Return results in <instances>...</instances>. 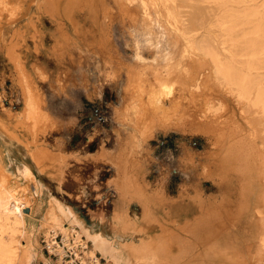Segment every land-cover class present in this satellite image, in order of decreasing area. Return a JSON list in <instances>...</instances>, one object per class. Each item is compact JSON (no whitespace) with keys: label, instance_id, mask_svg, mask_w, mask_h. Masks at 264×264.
<instances>
[{"label":"rangeland","instance_id":"374dc122","mask_svg":"<svg viewBox=\"0 0 264 264\" xmlns=\"http://www.w3.org/2000/svg\"><path fill=\"white\" fill-rule=\"evenodd\" d=\"M73 1L72 21L65 15L39 21L32 14L0 36V181L5 174L12 188H21L29 165L39 185L24 232L8 239L33 243L39 254L34 264H88L65 248L61 234L48 232L45 218L57 198L90 230L118 239L113 221L119 194L111 181L120 162L129 163L133 182L147 193L157 190L176 207L198 210L203 201L206 212L215 210V235L182 264H264V112L255 95L241 98L217 71V59L232 62L235 73L254 63L264 87V55L254 58L243 42V32L254 25L231 34L218 27L225 12L216 0H121L123 7L114 0ZM234 1L241 14L264 10V0ZM28 24L39 26L30 31ZM23 140L33 148L25 149ZM158 141L179 150V173L164 169ZM88 154L94 157L89 170L79 159ZM223 158L228 170L218 172ZM140 205L126 207L133 223L142 221ZM199 212L180 216L173 228L179 237L188 233L189 244L194 239L187 228ZM156 225L148 236L160 235ZM143 237L129 234L124 241Z\"/></svg>","mask_w":264,"mask_h":264},{"label":"bare ground","instance_id":"6f19581e","mask_svg":"<svg viewBox=\"0 0 264 264\" xmlns=\"http://www.w3.org/2000/svg\"><path fill=\"white\" fill-rule=\"evenodd\" d=\"M64 1L63 0H0V36L2 37V40L5 39L6 35L9 34V32L13 28H16V26L19 23H21V21L24 18H28V16L32 14H35V16H37L39 21L42 19L44 15L46 17H49L50 19H52V17H55L57 15H65L67 16L68 19L72 21L75 10L74 8H76V1L69 0L66 3ZM216 1L221 5V7L224 9L225 12V14L220 17L217 26L225 30H229L231 34L238 27L254 25V30L249 33L251 34L250 37H248L249 34L243 32L244 33L243 42H245L249 50H251V56H253L254 58H259L260 56H263L264 55V10L262 9L251 10L247 8L244 11V13L241 14L240 12L241 10L236 9L235 6L233 5L234 3H236L234 0L232 1L216 0ZM101 2L103 3L104 1L102 0ZM102 3L101 4L98 3V4L102 5ZM114 3L119 4L120 6L122 3L125 2L121 0H114ZM107 8H105L104 10H106ZM110 8L112 9V7ZM122 9L124 10V8ZM96 10H98V8H96ZM96 10L95 13L97 14ZM107 10L109 11V9ZM188 13L191 14V12ZM35 16L33 17L35 18ZM135 17L136 16H134V18ZM135 22H136V18H135ZM188 22L190 24V22L192 23L193 21H188ZM108 24L109 23H107V25ZM38 26H39L38 24H34V26L33 24L31 25L28 24L26 26V29L31 31L33 27L37 29ZM72 26L78 29V25L75 23V21ZM196 27L193 29L195 30ZM22 29L23 27L18 28V30L15 33L18 34ZM205 51H207V53H209L215 58V54L212 50H205ZM19 59L20 58L18 57V60ZM217 62H218V70H217L218 74H220L229 84H231L236 88L241 98L249 99L252 95H255L254 104L260 107L264 112L263 83L262 81L258 80V78H255L256 76L253 73V71L256 70L255 68L256 65L254 63H251L250 65L247 66L246 71L239 70L237 73H235V65L232 62L225 63L221 61V59H217ZM0 133L2 135L5 134L4 131H2V126L0 127ZM9 136L16 137V135L14 134H10ZM40 157L44 161L47 160V159L45 160L46 157L43 155H40ZM121 159H124V157L122 158L120 156V160ZM224 159L226 158L220 159L219 162L217 163L220 166L219 168H221V170L219 169L220 171L218 172L221 171L224 172L227 169L226 168L228 166L226 162L227 160L225 161ZM118 160H114V161H118ZM123 163H125V161H123ZM128 164H126V166H123L122 164H120V162L117 163L116 166L118 167V169L116 170H118L117 171L118 177L117 179L114 178L112 181L110 180L111 185H113L112 187L119 194V202L117 201L119 204L117 203V207L114 212V221H113V226H114L113 228L116 229L117 234H119L118 239L114 237L111 238L109 236H106L104 233L100 231L90 230L78 218L77 214L73 211L71 207L66 206L57 198H53L51 200L52 204L50 206L48 216L45 218L46 220L45 225H47L50 229L48 232H50L52 235H56L57 233L61 234L63 237L65 248H69L72 251H74L77 254L78 258H82L83 260H86L87 261L86 263L88 264H182L185 261L184 260L185 258L191 256V252L193 250L194 252L197 250L198 243L199 244L208 243L210 238L215 235L212 233L213 230L215 229L214 227L216 226L214 224L215 216H216L215 210L213 209L214 212H206V209L203 208L204 207L203 201L198 203L199 204L198 210L196 208L194 210V206H192L191 204L187 206L180 205L181 207L180 206L176 207L172 203L173 201L172 198H170L171 201L167 199L168 197L166 199L162 198L161 196L158 198L159 193L157 194L156 192L157 190L154 192H151L150 190V193H147L146 192L147 190L141 189L143 185L140 188L139 187L140 184L136 185L137 183H135V181L133 182L134 179L135 180L137 179L132 177L133 176L132 172L134 171H131V169L129 171L128 167H130V165L127 167ZM218 165H216V167ZM23 176L26 178L27 181L26 184L21 188L20 187L12 188L11 184H9V180L11 178L8 180V177L5 174L2 175V179L0 181V264H34L35 260L39 256V254L34 248V244L31 243L30 241H28L27 244L26 243L22 244L23 242L21 243L19 241H16V239L13 240L8 239V237L13 238L16 235L17 231L24 232L23 230L25 228V216L27 215L26 209H32L30 206V202L32 201V198L35 197V195L39 192V185L37 182L38 180L36 179V174L33 172L32 168L29 165H25L23 167L22 177ZM192 199L193 198H191V200ZM134 201L139 202V204H141L140 206H142L143 209V217H142V221L133 223L132 221L127 219L126 207L130 202H134ZM180 204H186V203H180ZM208 205L210 208L212 207L211 204L208 203ZM156 210L162 212L161 216L156 214ZM207 210L209 211V208ZM198 211H201L199 212V216L195 215L196 218L198 219L195 218L194 220L193 217L195 216H191L192 217L191 221L194 220V222L192 223L185 222L186 224L190 223L187 228L189 231L185 229V232L188 231L189 234H191V236L194 239V241L192 239L193 242L191 241L192 244L191 243L189 244L185 240L186 238L184 239V237L188 236V235L185 236L188 233L185 234L182 230H180L185 235L183 234L184 235L183 237H179V235H176L175 233V231L177 232V230L174 229L175 230L174 231L173 228H175V223L176 224L179 223L176 222L177 218H179L182 215L190 216L191 214H194V212L198 213ZM183 219H185V217ZM157 223L160 226L159 229L161 230V233L160 235L157 234L158 236L157 235L154 236L156 232H154L155 230L153 231L152 228L156 227ZM177 226H179V224ZM178 228L180 229V227ZM150 229L154 232V235L148 236L149 234L148 230ZM160 230L159 231L156 230V231L159 233ZM129 234H131L133 237H136L138 234H142L143 236L145 235V237H143L138 243L132 241H128L125 243L124 239ZM22 239H23V235H22ZM54 239L55 238L51 239L52 241L51 245L53 246V248H57L56 240ZM71 239L75 240L74 245L71 244ZM17 243L19 244L16 245ZM80 245L83 247L82 256L80 255V252L78 250V246ZM262 245L264 246V238L262 239ZM63 250L64 248L60 247L58 249V252ZM99 256L105 259L106 262L103 263L102 260L99 258ZM64 264H69V263H64Z\"/></svg>","mask_w":264,"mask_h":264},{"label":"built area","instance_id":"2783aa9c","mask_svg":"<svg viewBox=\"0 0 264 264\" xmlns=\"http://www.w3.org/2000/svg\"><path fill=\"white\" fill-rule=\"evenodd\" d=\"M96 113H100L99 110H96ZM99 118H101L103 120V119H106V116L104 115V113H100ZM157 147L160 150L161 156L163 158L162 163H164V165H163L164 169H166V171H168L172 174L179 173V164H180L179 150L176 147L169 146L168 144H166L163 141H158ZM81 248L83 249L82 246H81ZM76 257H77V255H76ZM76 264H78V262Z\"/></svg>","mask_w":264,"mask_h":264},{"label":"crops","instance_id":"0c3cea01","mask_svg":"<svg viewBox=\"0 0 264 264\" xmlns=\"http://www.w3.org/2000/svg\"><path fill=\"white\" fill-rule=\"evenodd\" d=\"M14 133H18V131H17V129H16V127L14 128ZM25 139V138H24ZM17 144H19L20 145V142L18 141V140H14ZM23 144H21V145H23L24 146V148L25 149H27L28 150V144H30L31 145V147L33 148V146H32V143L29 141L28 142V140H23V142H22ZM93 158L94 157H92L90 154H88L86 157L84 156V158H83V156H82V158H79V159H81V161L83 162V166L86 168V169H91L92 167H93V165H92V163L94 164V161H93ZM49 166V165H48ZM48 171H53V168H47V166H46V172H48ZM57 171V170H56ZM55 170L53 171L54 172V174L56 173L57 174V177H59V173L58 172H56Z\"/></svg>","mask_w":264,"mask_h":264},{"label":"water","instance_id":"95a60500","mask_svg":"<svg viewBox=\"0 0 264 264\" xmlns=\"http://www.w3.org/2000/svg\"><path fill=\"white\" fill-rule=\"evenodd\" d=\"M26 212H27V213H29V212H30V210H29V209H26Z\"/></svg>","mask_w":264,"mask_h":264}]
</instances>
